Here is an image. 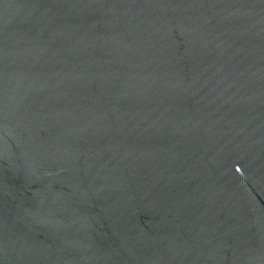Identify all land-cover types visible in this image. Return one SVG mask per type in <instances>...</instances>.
I'll return each mask as SVG.
<instances>
[{
    "label": "water",
    "instance_id": "95a60500",
    "mask_svg": "<svg viewBox=\"0 0 264 264\" xmlns=\"http://www.w3.org/2000/svg\"><path fill=\"white\" fill-rule=\"evenodd\" d=\"M0 264H264V0H0Z\"/></svg>",
    "mask_w": 264,
    "mask_h": 264
}]
</instances>
